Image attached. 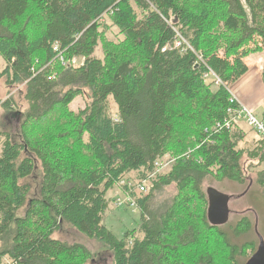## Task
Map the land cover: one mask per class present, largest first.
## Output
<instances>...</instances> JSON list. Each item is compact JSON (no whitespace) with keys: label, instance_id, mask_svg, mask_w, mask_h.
<instances>
[{"label":"trees","instance_id":"16d2710c","mask_svg":"<svg viewBox=\"0 0 264 264\" xmlns=\"http://www.w3.org/2000/svg\"><path fill=\"white\" fill-rule=\"evenodd\" d=\"M259 52L264 0H0V81L25 85L27 105L21 112L0 99L20 123L17 133L0 128V264L87 263L84 247L52 238L63 223L104 244L114 264H246L264 230L249 216L230 231L211 225L205 185L244 188L264 224V169L252 189L246 175L264 165V139L250 128L257 138L246 142L228 113L238 108L230 85ZM59 53L85 63L65 67ZM211 71L223 84L205 78ZM79 96L88 105L69 112ZM168 155L170 170L156 173ZM247 160L257 163L247 168ZM37 164L42 180L32 195L24 181ZM128 183L147 188L131 194L139 227L118 239L103 224L107 195ZM171 185L178 196L155 205V193ZM250 234L260 241H243Z\"/></svg>","mask_w":264,"mask_h":264},{"label":"rangeland","instance_id":"374dc122","mask_svg":"<svg viewBox=\"0 0 264 264\" xmlns=\"http://www.w3.org/2000/svg\"><path fill=\"white\" fill-rule=\"evenodd\" d=\"M213 16H214V22L212 25H210L208 32H209V36L212 33L214 37L215 11L213 13ZM101 22L102 24L105 25L104 31L107 32V29H109L108 16L102 18ZM115 35H116V31H109L106 35V38L108 40L114 41ZM95 56L98 59L101 60L103 59V49L101 44L96 49ZM54 66L57 70L58 64L56 63L54 64ZM5 67L6 64L4 63L3 59L0 57V73L4 71ZM24 95H25V85L21 84V85H15L14 87H7L3 79L0 81V99L3 102L13 100L16 105L17 111L25 112L27 109ZM87 105L88 103L86 102L85 97L79 96L69 106L68 110L71 113L77 114L80 110L85 109ZM6 111L8 110L3 109L2 104L0 103V128L6 132L17 133L19 131L20 123L19 121L16 120V118H14L10 114L11 113L10 111L9 112ZM262 113H263L262 111H258L255 113V115L259 119H262L263 116ZM240 125L245 131V133L248 134L245 139L246 142H248L249 144L255 142L257 136L254 134L253 131H250L251 129L248 127V125L242 121H240ZM3 143H4V138H0V155L3 148L2 147ZM170 160L171 158L168 155L165 158V161L163 162V168L161 169L160 173H166L170 170L173 161ZM246 163H247V168H249L251 163H257V162H252L250 160H247ZM37 165L38 166L35 173L30 178L24 181L25 183L31 186L32 195H36L39 193L40 183L42 180V171L40 165L39 164ZM252 166L254 167L256 165H252ZM261 169H264V165L258 169H254V168L248 169L246 174L248 177L247 182L252 183L251 189L255 185V176L257 172H259ZM205 188L206 189L214 188L219 192L230 196V202L228 205L229 222L226 226H223V228H226L227 231H230V228L227 229L229 226H233V225L235 226L238 220L243 216H249L250 218H253L255 223L258 221L259 224L257 227L259 232H262L264 230L263 218L261 217V214L258 213L259 218L257 220V214L254 215L252 212L248 210L249 205L246 204L247 199L245 198V196L242 197L243 192L245 191L244 188L228 182H219L212 179L206 183ZM176 196H178L176 186L171 185L155 193L156 198L154 204L160 205L164 202L172 201L173 199H175ZM126 198L127 197L125 196L124 192L118 187L110 191L107 195V199L110 201V207L106 213L103 224L118 239H122L127 232L136 230L140 224V211L136 207L129 206ZM120 203L122 204L120 205ZM260 206L263 207L261 204ZM22 214H24V211L21 212V215ZM255 234L257 235V233ZM257 237L253 234H250L248 236L246 235L243 241L259 240L257 239ZM52 238L55 240L66 242L68 244H75L84 247L91 254V258L85 264H114V255L104 244H102L97 240H92L83 234H80L72 226L66 223L62 224L61 229L57 231ZM211 241H213V238H209L207 244L208 246H211L213 248V252H215L216 243L214 244Z\"/></svg>","mask_w":264,"mask_h":264},{"label":"crops","instance_id":"0c3cea01","mask_svg":"<svg viewBox=\"0 0 264 264\" xmlns=\"http://www.w3.org/2000/svg\"><path fill=\"white\" fill-rule=\"evenodd\" d=\"M248 71L230 87L231 94L252 113L264 114V52L254 53L245 59Z\"/></svg>","mask_w":264,"mask_h":264},{"label":"built area","instance_id":"2783aa9c","mask_svg":"<svg viewBox=\"0 0 264 264\" xmlns=\"http://www.w3.org/2000/svg\"><path fill=\"white\" fill-rule=\"evenodd\" d=\"M177 46H180L178 43ZM54 50L57 52L59 50V46H55ZM59 62L62 63L65 67H73V68H79L85 63V58L75 57L71 60H67L62 53L58 54ZM35 65H39V61L37 60L35 62ZM205 78L213 79L216 81V85L223 84L222 81L213 73L212 71L205 75ZM230 90V89H229ZM231 92V91H230ZM232 101H235L238 104V108L236 110L231 109L228 111V113L231 116V121H242L245 122L249 128H251L254 132L258 134L259 137L264 139V121L262 119H259L254 113H252L248 108H246L244 105L240 104L235 96L232 95ZM231 123L228 122L226 124L227 127H230ZM156 173H160L161 169L163 168V162L159 161L155 164ZM155 173V174H156ZM155 174L153 176H155ZM128 190L124 192L125 196L127 197L126 200L128 202L129 206L136 207V200L132 197L133 188L135 187L131 183L127 184ZM136 192L142 193L145 192V189L147 188L146 184L139 183L137 184ZM122 203H120L121 205Z\"/></svg>","mask_w":264,"mask_h":264},{"label":"water","instance_id":"95a60500","mask_svg":"<svg viewBox=\"0 0 264 264\" xmlns=\"http://www.w3.org/2000/svg\"><path fill=\"white\" fill-rule=\"evenodd\" d=\"M209 198L208 219L213 226H223L229 221L228 205L230 196L219 192L214 188H208ZM246 264H264V240L257 252L247 261Z\"/></svg>","mask_w":264,"mask_h":264}]
</instances>
